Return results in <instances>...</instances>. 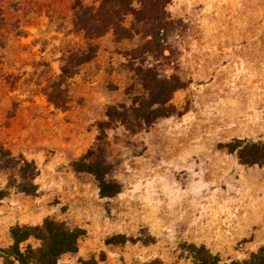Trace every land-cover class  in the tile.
Here are the masks:
<instances>
[{
  "label": "rangeland",
  "instance_id": "obj_1",
  "mask_svg": "<svg viewBox=\"0 0 264 264\" xmlns=\"http://www.w3.org/2000/svg\"><path fill=\"white\" fill-rule=\"evenodd\" d=\"M77 1L0 0V249L47 220L79 236L56 264H196L201 249L230 264L264 248V0H170L152 45L132 15V38H87L76 12L101 0ZM90 49L55 107L60 68ZM149 71L183 84L151 124L136 112Z\"/></svg>",
  "mask_w": 264,
  "mask_h": 264
},
{
  "label": "trees",
  "instance_id": "obj_2",
  "mask_svg": "<svg viewBox=\"0 0 264 264\" xmlns=\"http://www.w3.org/2000/svg\"><path fill=\"white\" fill-rule=\"evenodd\" d=\"M76 6H80V0L77 1ZM170 0H101L100 6L95 9L94 7L80 8L76 12V27L79 31L84 32L87 38L102 37L110 32H113L116 42L124 39H129L134 36L132 29L124 26L125 18L132 15L136 23L149 24V29L146 38H150L149 45L156 44L162 37L166 39L168 25L170 21L166 12V7ZM139 33V32H138ZM93 49L87 52L74 53L68 61L60 68L58 81L53 85V91L48 94V101L57 108H65L67 105L68 97L66 90L63 89L65 83L79 73L81 65L91 61L94 57ZM135 53V52H134ZM81 55V56H80ZM134 55V54H131ZM135 57V56H134ZM150 74V84L147 87L149 91V100L145 106H138L136 112L150 108L148 123H153L158 115L153 105L159 104L161 106L167 104L172 94L183 87V84L177 77H171L169 80L158 79V76L152 71ZM148 103V104H147ZM171 107V106H170ZM172 108V107H171ZM141 109V110H140ZM115 107H111L108 111V116L113 117V112H116ZM118 117L123 114L117 113ZM148 117V118H149ZM161 117V116H160ZM256 146H247L255 149ZM4 155L10 157V153L5 152ZM240 158L246 164L258 163L257 160L245 161L243 156ZM87 157L82 158L86 160ZM21 168L22 178L24 180H34L37 175V168L34 163H30L24 159ZM100 191L102 197H108L111 194L105 192V183L103 178H99ZM20 192L26 194H35L36 187L33 184L20 187ZM117 192V191H116ZM115 192V193H116ZM113 195V194H112ZM5 196L4 192L0 191L1 199ZM14 245L10 248L1 250L0 255L5 260H12L19 264H56L58 258L66 253L77 252L78 232L74 233L65 229L62 225H56L53 221H46L43 228L34 229H20L16 228L12 231ZM36 237L42 241L41 247L33 250L28 247L26 251L20 249V244L26 242L29 238ZM220 259L214 256L205 249H201L196 256V264H219ZM82 264H85L82 263ZM230 264H264V248L259 249L256 253H252L247 259L243 261H232Z\"/></svg>",
  "mask_w": 264,
  "mask_h": 264
}]
</instances>
